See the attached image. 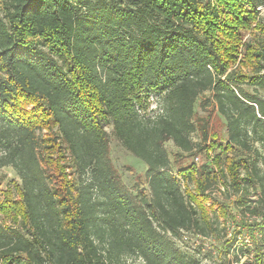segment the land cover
Masks as SVG:
<instances>
[{"label":"trees","instance_id":"16d2710c","mask_svg":"<svg viewBox=\"0 0 264 264\" xmlns=\"http://www.w3.org/2000/svg\"><path fill=\"white\" fill-rule=\"evenodd\" d=\"M0 4V167L20 178L0 195V264H233L243 230L251 264H264V40L241 32L264 36V0ZM206 91L225 137L195 117ZM107 124L146 164L148 194L116 173ZM167 140L220 150L213 167L173 171ZM184 231L210 242L188 253Z\"/></svg>","mask_w":264,"mask_h":264},{"label":"rangeland","instance_id":"374dc122","mask_svg":"<svg viewBox=\"0 0 264 264\" xmlns=\"http://www.w3.org/2000/svg\"><path fill=\"white\" fill-rule=\"evenodd\" d=\"M1 1V0H0ZM1 5V4H0ZM260 20L264 21V6L260 7ZM242 42L246 41H262L264 40L263 34L259 32V29L254 27V24L251 25L248 29H243L242 31ZM243 43L241 46V53L238 56V59L243 57ZM250 88V87H248ZM159 98L155 95H150L146 99V104H144V109L148 112L156 113L158 110V103ZM194 111H195V117H204L209 120V123L212 128L213 132L219 133V137H225V127L222 123V120H220L217 116V113L214 109V103L211 99H209V93L208 91L203 92L201 95L198 96V98L195 101L194 104ZM108 137H109V157L111 159V163L120 177L123 184L132 191L133 193H145L148 194V189L146 188V179H145V169L146 164L130 153L122 144L117 140V138L112 133V126L111 124H107L105 126ZM55 132H58L56 126L53 128ZM46 132L45 129L42 130V133ZM192 138L194 141L199 142L200 136L199 133L195 132L192 134ZM201 145H204L205 148L203 150H197L194 149L192 152H182L173 142L172 140H167L164 142V146L166 148V151L168 153L169 159H170V165L173 171H177V169L181 166L189 165L190 163H194L196 166H200L202 164L208 165L209 167H213L214 162L212 160L213 155L216 152H219L220 148H216L214 150L209 148L210 140H207V142H200ZM221 144H225V140L221 139ZM63 147L65 148V144L62 143ZM230 155H235L236 157H244L247 152L241 150L239 147L234 146L233 150H228ZM223 154V152H222ZM65 155H66V163L68 164V167L66 168V171L70 173V175H75V169L73 167L72 160L70 159V155L68 151L65 149ZM199 156V159L197 162L194 161L195 156ZM262 163L261 165H263ZM70 165V166H69ZM68 175V176H70ZM19 183L20 178L17 175L16 171L11 166H2L0 167V195L3 190H5L8 186H13V183ZM15 195L17 193L14 191ZM255 197V196H253ZM223 218H220V221H222ZM239 218L237 217V221ZM8 221L9 219L4 218L2 215H0V221ZM225 228L227 231H230L234 226L235 222L228 219L225 221ZM190 238L187 239L185 243H187L188 253H194L193 248L198 246L199 242H195L193 240V237L191 236V233H189ZM250 241V235L246 232V230H243L242 234L238 237V240L236 241V246H240L241 249H239L236 254L231 255L232 263L233 264H251L252 256L248 253V243ZM205 250V249H204ZM204 250H202L198 257L201 258V255L203 253H206ZM208 257L206 259H201V264H210L212 262V258ZM128 262L133 264H144L143 260L140 257H130L128 258Z\"/></svg>","mask_w":264,"mask_h":264},{"label":"built area","instance_id":"2783aa9c","mask_svg":"<svg viewBox=\"0 0 264 264\" xmlns=\"http://www.w3.org/2000/svg\"><path fill=\"white\" fill-rule=\"evenodd\" d=\"M198 159H199V156H195L194 157V161L195 162H197L198 161ZM189 233L190 232H183L182 233V235L180 236L181 238L178 240V241H180V242H182V243H185L186 241H187V239L188 238H190V235H189ZM191 236L193 237V240L196 242H203V243H205V244H207L208 245V243L210 242L209 240H210V238H206V237H203L202 235H200V234H194V233H191ZM187 244V243H186ZM185 244V245H186Z\"/></svg>","mask_w":264,"mask_h":264}]
</instances>
